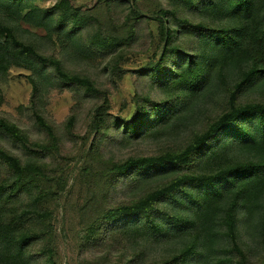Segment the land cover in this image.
I'll return each instance as SVG.
<instances>
[{
  "label": "trees",
  "instance_id": "obj_1",
  "mask_svg": "<svg viewBox=\"0 0 264 264\" xmlns=\"http://www.w3.org/2000/svg\"><path fill=\"white\" fill-rule=\"evenodd\" d=\"M38 1L0 0V73L11 66L30 72V119L53 146L59 138L39 108L45 84L54 80L99 97L94 82L70 74L65 63L100 52L104 57L120 41L99 42L96 32L88 35L92 18L71 0L47 8ZM168 1L171 5L167 2L152 18L164 38L161 56L136 72L166 98L151 102L143 96L154 104L144 110L135 103L129 121L108 114L106 102L95 107L92 127L99 144L108 139L133 145L171 134L181 141L157 155L107 163L110 189L134 188L136 196L101 218L113 226L99 227L95 220L87 235L94 237L98 229L115 232L130 251L128 264H145V251L153 255L149 264H264V102L243 96L246 91L264 94V0ZM193 9L204 21L178 16L193 15ZM138 12H132L135 20L141 19ZM21 22L41 29L44 37L22 30ZM44 42L58 48V57L43 53ZM74 122L70 117L66 130ZM229 129L231 141L207 147ZM0 133L19 143L23 154L0 148V264H55L49 246L52 213L38 185L45 177V157L29 150L24 134L2 119ZM34 246L38 249L32 251Z\"/></svg>",
  "mask_w": 264,
  "mask_h": 264
},
{
  "label": "rangeland",
  "instance_id": "obj_2",
  "mask_svg": "<svg viewBox=\"0 0 264 264\" xmlns=\"http://www.w3.org/2000/svg\"><path fill=\"white\" fill-rule=\"evenodd\" d=\"M56 1L39 0L37 5L47 8ZM167 2L171 5L168 0H137L136 3L134 0L118 3L116 0L70 1L71 6L92 18L88 35L92 31L93 34L96 32L99 42L102 39L120 42L104 57L100 52L90 60L77 59L65 63L70 74L91 79L101 92L99 97L83 95L54 80H50L49 85L45 84L39 108L41 116L54 128L59 138L53 146L49 145L50 141L45 132L39 131L30 119L33 89L30 72L11 66L4 73H0V119L15 125L26 137L27 148L45 157L42 167L45 177H39L38 185L47 193L44 202L46 210L52 213L50 224L53 243L49 246L53 247L55 264H128L125 258L130 251L127 246L122 247L123 243L118 240V236H114L115 232L106 234L98 229L94 237L87 235L91 223L95 220L100 222L99 227L103 224L113 226V221L108 222L101 218L112 208L128 203L136 196L134 188L125 192H114L110 189L108 179L111 174L106 169L107 163L117 165L123 164L131 157L157 155L173 149L176 143L181 141V137L171 134L160 138L149 137L133 145L111 143L108 139L99 144L94 139L97 135L92 127L95 107H103L106 102L109 105L108 114L122 121H129L137 109L135 103L144 110H150L154 104L144 102L143 96L151 102L166 98L158 90L149 87V83L141 79L136 72L155 64L161 56L164 38L159 23L152 18L157 17L156 13L160 7H168ZM134 10L139 11L140 20H135L132 14ZM192 13L193 15L185 16L184 12L178 16L189 18L195 23L204 21L198 11L193 9ZM20 27L40 37L45 35L41 29L23 22ZM180 42L181 40L177 43ZM42 51L58 57V48H55L52 42H44ZM109 61L111 66L108 65ZM243 96L246 101L264 102V94L260 92L246 91ZM72 116L75 117V122L68 131L66 124ZM231 131L229 129L222 132L211 140L207 147L214 148L218 144L223 145L231 141L232 138L227 137ZM234 134L232 133L233 138ZM45 145L49 146L47 150L42 148ZM0 148L16 156L23 155L20 144L3 133H0ZM190 189L191 192L198 191V188ZM37 249L38 246H34L32 251ZM145 254L147 256L144 262L149 264L153 255L146 251Z\"/></svg>",
  "mask_w": 264,
  "mask_h": 264
}]
</instances>
